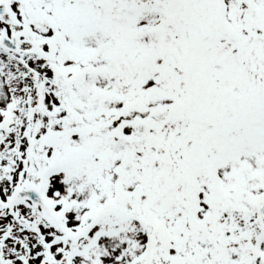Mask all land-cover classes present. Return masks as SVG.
<instances>
[{
	"label": "snow or ice",
	"instance_id": "6c2138e0",
	"mask_svg": "<svg viewBox=\"0 0 264 264\" xmlns=\"http://www.w3.org/2000/svg\"><path fill=\"white\" fill-rule=\"evenodd\" d=\"M0 264H264V0H0Z\"/></svg>",
	"mask_w": 264,
	"mask_h": 264
}]
</instances>
